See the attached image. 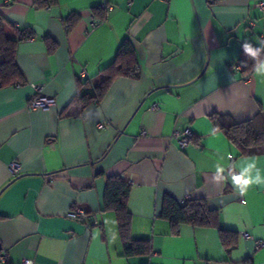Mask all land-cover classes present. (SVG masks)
<instances>
[{"label":"crops","instance_id":"obj_1","mask_svg":"<svg viewBox=\"0 0 264 264\" xmlns=\"http://www.w3.org/2000/svg\"><path fill=\"white\" fill-rule=\"evenodd\" d=\"M93 8H104L105 18ZM71 14L78 17L68 27ZM0 16L9 37L32 31L16 46L24 83L0 88L6 264H264V186L241 196L230 178L214 179L217 162L227 177L230 165L250 158L264 175V151L240 155L221 131L212 136L209 117L243 121L264 110V77L246 76L238 64L243 43L264 48V0H56L46 7L0 0ZM124 39L139 78L116 77L99 103L80 110L72 102L78 79L100 83ZM36 94L54 103L30 108ZM66 108L80 113L61 115ZM187 128L192 136L181 148L174 133ZM113 175L131 184L130 236L148 239V254L125 256L115 215L102 209ZM165 196L206 201L220 227L235 232V244L226 250L215 227L184 224L173 235L160 216ZM73 206L99 224L68 217Z\"/></svg>","mask_w":264,"mask_h":264},{"label":"trees","instance_id":"obj_2","mask_svg":"<svg viewBox=\"0 0 264 264\" xmlns=\"http://www.w3.org/2000/svg\"><path fill=\"white\" fill-rule=\"evenodd\" d=\"M55 3L56 0H34V4L39 7ZM92 11L97 18H105L104 8H93ZM77 17L76 14H71L65 19L68 27L76 22ZM4 24V19L0 16V88L24 83L16 61V46L19 40L32 35V31L28 29L22 32L17 31L18 37L16 38L9 37L6 35ZM46 43L50 49L55 47L52 40L46 39ZM263 58L264 51H261L257 58H252L247 56L241 48L238 64L242 66L243 74L249 76L254 71L257 62ZM101 71L105 77L98 84L93 85L87 79H78L72 102H78L80 110L92 102L99 103L116 77L139 78L138 62L133 44L129 39H124L120 43L112 61ZM79 113L78 109L67 110L66 108L61 115L77 116ZM209 117L213 128H219L230 143L238 149L240 155L247 156L264 151V110L259 109L251 118L243 121H236L231 116L220 113H213ZM130 188L131 184L120 176H108L102 196V209L111 211L115 215L118 235L125 256L148 254L151 250L150 241L148 239L134 240L130 236L131 214L127 207ZM160 216L169 221L173 235H178L180 226L184 224L196 227H215L218 229L220 241L226 250L236 242L235 232L220 227L219 212L210 208L204 200L184 198L178 201L165 196Z\"/></svg>","mask_w":264,"mask_h":264},{"label":"clouds","instance_id":"obj_3","mask_svg":"<svg viewBox=\"0 0 264 264\" xmlns=\"http://www.w3.org/2000/svg\"><path fill=\"white\" fill-rule=\"evenodd\" d=\"M264 44V41L261 42ZM243 52L252 58H257L264 48H254L250 43L245 42L242 44ZM256 75L264 77V61H258L254 67ZM219 128L212 130V136L217 137L219 135ZM224 158L221 157V160ZM228 159L231 160V155H228ZM261 162L257 158H250L241 160L238 164L234 163L229 166L227 177L223 175L225 167L222 163L217 162L215 165L216 172L214 179L217 181L230 178L234 189L241 196L247 195L249 189L254 185L264 186V175H262L261 168L258 166ZM239 167L240 171L235 172V168ZM246 203V201H245Z\"/></svg>","mask_w":264,"mask_h":264},{"label":"built area","instance_id":"obj_4","mask_svg":"<svg viewBox=\"0 0 264 264\" xmlns=\"http://www.w3.org/2000/svg\"><path fill=\"white\" fill-rule=\"evenodd\" d=\"M4 2H7L8 0H2ZM259 7H263V3H258ZM33 89L38 92L39 87L37 85H33ZM54 103V99L52 97H47L43 95H32L28 101V106L30 108H43V107H48ZM156 105H153L155 107ZM99 127H102L103 124H99ZM175 135H180L179 138V145L181 148L185 147L187 143L189 142V139L192 136V133L189 128L185 129L182 134H179L178 131L174 133ZM11 168L13 171L16 170L17 164L12 163ZM186 198H189L188 196ZM68 217L76 220H81L87 227L94 226L99 224V221L97 217L93 213H87L83 209L73 206L69 211H68ZM243 237H249L248 233H243ZM263 244L262 241H259L257 246H261ZM0 264H6V253L4 251H0ZM21 264H31L30 261L24 260Z\"/></svg>","mask_w":264,"mask_h":264},{"label":"water","instance_id":"obj_5","mask_svg":"<svg viewBox=\"0 0 264 264\" xmlns=\"http://www.w3.org/2000/svg\"><path fill=\"white\" fill-rule=\"evenodd\" d=\"M16 178H17V177H15L14 179H12L11 182L14 181ZM1 250H2V245H1V243H0V251H1Z\"/></svg>","mask_w":264,"mask_h":264}]
</instances>
